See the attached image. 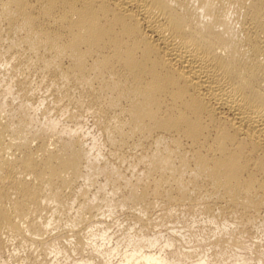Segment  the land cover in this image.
<instances>
[{"label": "bare ground", "instance_id": "6f19581e", "mask_svg": "<svg viewBox=\"0 0 264 264\" xmlns=\"http://www.w3.org/2000/svg\"><path fill=\"white\" fill-rule=\"evenodd\" d=\"M0 56L21 94L37 74L73 116L91 112L121 160L142 164L109 203L146 209L152 191L168 201L225 200L222 211L246 216L264 205V0H0ZM32 124L0 102V252L17 239L36 250L35 264H49L47 253L70 236L76 250L110 256L117 244L99 247L111 237L100 231L98 244L86 230L99 206L79 183L110 167L96 165L83 135ZM50 211L66 214L69 229L51 233ZM147 226L127 231L115 262L95 263L91 250L72 264H193L163 254L172 241L158 246Z\"/></svg>", "mask_w": 264, "mask_h": 264}, {"label": "rangeland", "instance_id": "374dc122", "mask_svg": "<svg viewBox=\"0 0 264 264\" xmlns=\"http://www.w3.org/2000/svg\"><path fill=\"white\" fill-rule=\"evenodd\" d=\"M9 68L10 63L4 60V56H0V102L5 108L25 110L32 117V125L35 127L47 128L54 123L55 131L62 137L67 138L73 133L83 135V145L96 165L99 168L110 167L107 174H92L95 180L92 184L86 183V179L79 181L82 183L81 187L90 195L96 193L94 201L99 206L94 208L96 216L86 230L93 233L92 237L98 244L102 242L98 237L100 231L111 237L110 242L99 247V250L117 244L116 250L107 256L110 262L118 260L119 253H122L125 247L127 249V231L137 234L139 224L146 220L148 226L144 232L149 236L157 234L158 246L166 239L172 241L171 245L162 247V253L169 255L176 262L180 260L198 264L200 259L205 258L215 263L232 264L238 261V264H263L259 258L264 260V205L258 208L254 216H246L240 207L222 211L221 206L231 203L225 200L198 196L168 201L152 191L147 197L146 209L135 205L133 201H127L124 205L109 203V199L117 202L128 192L129 184L134 183L137 176L144 173L142 164L137 163L132 156L121 160V152L110 148L104 132L91 112L87 110L73 116L74 108L59 105L57 99L40 82L37 74L31 76L30 89L21 94L13 82L14 78H11ZM116 167L120 169L121 176L115 175L113 170ZM152 187V184L147 186L148 189ZM75 206L76 202L73 210ZM46 213L51 221L49 226L54 229L51 233H62L69 229L70 221L66 214L51 211ZM118 238H121V241L117 242ZM136 239L135 236L134 241L137 244L143 241L146 243L144 239ZM90 246L87 245L85 249L78 251L72 245V237H60L56 247H52L51 253H47V262L78 263L81 258H86L91 250L95 263L107 259L106 255L96 252ZM144 249L151 248L146 246ZM167 251L174 254H167ZM2 259L12 264H35L36 250H32L27 244L18 243L17 239L9 240L0 252V260Z\"/></svg>", "mask_w": 264, "mask_h": 264}]
</instances>
